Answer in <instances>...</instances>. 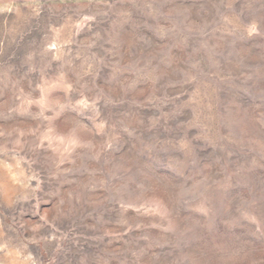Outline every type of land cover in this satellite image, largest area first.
I'll use <instances>...</instances> for the list:
<instances>
[{
    "label": "rangeland",
    "instance_id": "1",
    "mask_svg": "<svg viewBox=\"0 0 264 264\" xmlns=\"http://www.w3.org/2000/svg\"><path fill=\"white\" fill-rule=\"evenodd\" d=\"M0 264H264V0H0Z\"/></svg>",
    "mask_w": 264,
    "mask_h": 264
}]
</instances>
